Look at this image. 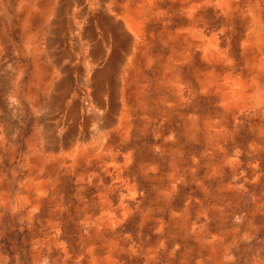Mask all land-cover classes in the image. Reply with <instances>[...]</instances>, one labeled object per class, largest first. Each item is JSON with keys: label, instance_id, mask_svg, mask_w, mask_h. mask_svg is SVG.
Returning a JSON list of instances; mask_svg holds the SVG:
<instances>
[{"label": "rangeland", "instance_id": "1", "mask_svg": "<svg viewBox=\"0 0 264 264\" xmlns=\"http://www.w3.org/2000/svg\"><path fill=\"white\" fill-rule=\"evenodd\" d=\"M0 264H264V0H0Z\"/></svg>", "mask_w": 264, "mask_h": 264}, {"label": "crops", "instance_id": "2", "mask_svg": "<svg viewBox=\"0 0 264 264\" xmlns=\"http://www.w3.org/2000/svg\"><path fill=\"white\" fill-rule=\"evenodd\" d=\"M125 36V38H126V41L128 42V37H127V35L125 34L124 35ZM105 67H107V70H108V66H107V64H106V66ZM102 68H100L99 70H101ZM99 70H97V72L99 71ZM96 72V71H95ZM105 82H106V79H105V81L103 82V84L102 83H100L101 85H102V89H103V86H104V84H105ZM100 84H98L99 86H100ZM100 89H101V86H100ZM102 92V91H101ZM99 93V96L101 97L102 96V93Z\"/></svg>", "mask_w": 264, "mask_h": 264}]
</instances>
